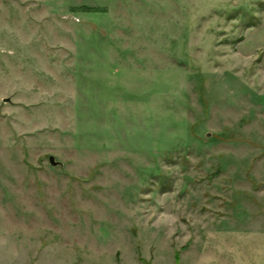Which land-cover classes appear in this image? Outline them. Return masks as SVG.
Listing matches in <instances>:
<instances>
[{"label": "rangeland", "instance_id": "rangeland-1", "mask_svg": "<svg viewBox=\"0 0 264 264\" xmlns=\"http://www.w3.org/2000/svg\"><path fill=\"white\" fill-rule=\"evenodd\" d=\"M0 264H264V0H0Z\"/></svg>", "mask_w": 264, "mask_h": 264}, {"label": "water", "instance_id": "water-1", "mask_svg": "<svg viewBox=\"0 0 264 264\" xmlns=\"http://www.w3.org/2000/svg\"><path fill=\"white\" fill-rule=\"evenodd\" d=\"M10 99L7 98L6 101H9ZM49 162L54 165V166H62L63 163L59 160H56L55 156L54 155H50L49 156Z\"/></svg>", "mask_w": 264, "mask_h": 264}]
</instances>
